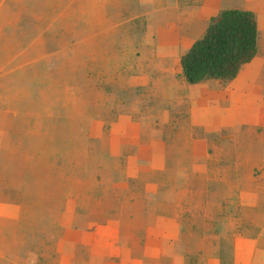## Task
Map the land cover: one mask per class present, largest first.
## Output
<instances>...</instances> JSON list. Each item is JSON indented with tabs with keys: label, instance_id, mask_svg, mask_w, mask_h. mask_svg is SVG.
<instances>
[{
	"label": "rangeland",
	"instance_id": "1",
	"mask_svg": "<svg viewBox=\"0 0 264 264\" xmlns=\"http://www.w3.org/2000/svg\"><path fill=\"white\" fill-rule=\"evenodd\" d=\"M233 6L255 56L187 82L180 54ZM263 255L264 0H0V264Z\"/></svg>",
	"mask_w": 264,
	"mask_h": 264
},
{
	"label": "trees",
	"instance_id": "2",
	"mask_svg": "<svg viewBox=\"0 0 264 264\" xmlns=\"http://www.w3.org/2000/svg\"><path fill=\"white\" fill-rule=\"evenodd\" d=\"M257 36L253 10L235 6L220 9L179 56L185 80L196 83L207 78L232 79L255 56Z\"/></svg>",
	"mask_w": 264,
	"mask_h": 264
},
{
	"label": "crops",
	"instance_id": "3",
	"mask_svg": "<svg viewBox=\"0 0 264 264\" xmlns=\"http://www.w3.org/2000/svg\"><path fill=\"white\" fill-rule=\"evenodd\" d=\"M246 262V263H245ZM240 262L239 264H264V255H263V258H257V260H255L254 262Z\"/></svg>",
	"mask_w": 264,
	"mask_h": 264
}]
</instances>
